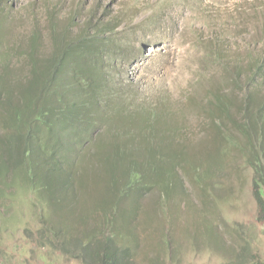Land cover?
<instances>
[{
    "label": "rangeland",
    "instance_id": "obj_1",
    "mask_svg": "<svg viewBox=\"0 0 264 264\" xmlns=\"http://www.w3.org/2000/svg\"><path fill=\"white\" fill-rule=\"evenodd\" d=\"M48 1L56 3L55 23L62 26L64 19L86 0ZM11 3L10 10L4 9L7 14L0 6V16H4L0 29L2 23L9 53L13 48L8 66L15 71L7 89L16 97V78L26 73L21 69L23 63L15 58L22 51L19 44L36 26L44 38V49L48 45L45 41L47 2L14 0ZM103 4L109 5L110 14L98 9L94 16L105 20L115 17L110 27L116 25V29L107 35L108 40L123 37L126 41L124 50L116 57L117 66L110 69L117 97L128 104L123 114L136 113L147 121V126L166 121L167 126L179 129L178 134L183 137L176 142L184 147L241 145L240 135L218 125L213 132L219 140L208 143V128L216 123L211 119L213 114L207 115L205 107L212 85L222 88L223 97L235 93L234 101L240 102L241 90L232 91L229 87L225 68L235 64L237 70L250 69V55L264 57V0H104ZM84 20L81 14L78 26L72 30L81 29ZM209 44L221 49L222 63L206 62L204 46ZM260 83L263 97L264 80ZM1 91L5 93L4 89ZM105 133L102 128L93 145H103L102 139L112 141ZM242 138L245 145H251L248 138ZM196 147L189 150L186 160L206 165L207 158L199 160L200 148ZM125 163H119L116 169L126 168ZM82 167L84 170L73 178L68 190L52 195L51 210L39 207L37 217L33 216L34 209L29 207L28 198L18 192L9 212L0 213V264H90L96 244L91 242L92 238L86 242L81 237L87 236L95 225L99 226L103 199L111 203L106 213L126 217L123 227L128 229L129 209L136 200V214L130 227L137 228V236L132 235L137 243L129 246V254L135 255L137 264H240L239 261L251 255L264 260V224L257 221L251 175L240 151L222 167L221 188L210 190L205 197L188 174H178L182 180V190L176 193L180 196L175 207L178 218L170 223L160 216L152 222H143L146 213L155 208L149 195L135 197L129 188L124 193L120 188L116 197H103L102 192H107L110 186L102 177L105 169L94 159L85 160ZM225 194L229 195L227 201L223 198ZM210 195L215 198L211 202ZM48 217L52 230L61 233L58 236L49 238L47 234L54 233H48L50 225L39 222ZM116 224L122 225V222ZM157 227L159 237H152L148 231ZM241 237L251 242L249 255L239 250L237 241L242 242ZM61 245L68 253L59 249Z\"/></svg>",
    "mask_w": 264,
    "mask_h": 264
},
{
    "label": "trees",
    "instance_id": "obj_2",
    "mask_svg": "<svg viewBox=\"0 0 264 264\" xmlns=\"http://www.w3.org/2000/svg\"><path fill=\"white\" fill-rule=\"evenodd\" d=\"M10 1L14 0H0L5 14L4 9L10 10L13 6ZM91 1L86 0L74 9L60 26L55 23L56 3L45 0L48 30L45 41L48 45L44 49V38L36 26L19 44L22 51H18L15 58L23 63L21 69L26 73H22V78H16V97L7 89L15 70L8 66L13 48L9 53L1 23L0 85L5 93L0 89V213L9 212L18 192L28 198L29 207L34 209L33 216L37 217L39 207L51 210L52 195L68 190L73 178L84 170L85 160L94 159L105 169L102 177L110 183L107 192H102L103 197H116L120 188L122 193L129 188L135 197L149 195L155 208L146 213L143 222H152L160 216L161 220L170 223L178 218L175 207L180 196L176 193L182 190L178 174H188L205 197L210 190L221 188L219 173L222 167L240 151L251 175L257 221L264 224V96H260L264 57L250 55V69L237 70L235 64L225 68L229 87L232 91L241 90L240 102L234 101L235 93L223 97L222 88L212 85L205 107L207 115L213 114L211 119L216 123L208 128V143L219 140L213 132L218 125L240 135L241 145L184 147L176 142L183 137L178 134L179 129L167 126L166 121H155L147 126L142 116L130 112L123 114L128 104L117 97L111 84L110 69L117 66L116 57L124 50L126 41L123 37L108 40L107 35L116 29V25L110 27L115 17L110 20L95 18L94 11L98 9L110 14L109 5H104V0H95V4ZM81 14L85 17L82 28L72 30L78 26ZM3 18L0 16V22ZM204 51L209 64L224 60L221 49L215 45L204 46ZM102 128L112 141L102 139L103 145H93ZM242 137L248 138L251 145H245ZM91 147L95 149L92 152ZM195 147L200 148L197 152L199 160L207 158L206 165L186 160L189 150ZM123 162H126V168L116 169ZM210 198V202L215 199L212 195ZM223 198L227 201L229 195L225 194ZM109 204L108 200H102L99 226L95 225L87 236L81 237L86 242L92 238L91 242L96 244L90 264H137L135 255L129 254V246L137 243L132 236H137V228L135 225L130 227L137 202L134 200L129 209V229L123 227L126 217L106 213ZM117 221L122 225H117ZM39 222L50 225L49 229L45 226L48 233L54 232L47 234L49 238L60 233L52 230L49 217L39 219ZM158 229L148 233L159 237ZM241 238L242 242L237 241L239 250L249 255L251 242ZM59 249L68 253L63 245ZM238 263L264 264V260L251 255Z\"/></svg>",
    "mask_w": 264,
    "mask_h": 264
}]
</instances>
